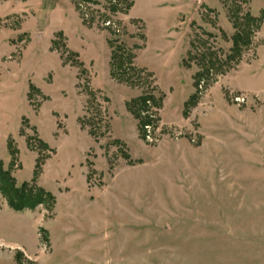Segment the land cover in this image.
<instances>
[{"label":"rangeland","instance_id":"rangeland-1","mask_svg":"<svg viewBox=\"0 0 264 264\" xmlns=\"http://www.w3.org/2000/svg\"><path fill=\"white\" fill-rule=\"evenodd\" d=\"M0 264H264V0H0Z\"/></svg>","mask_w":264,"mask_h":264},{"label":"trees","instance_id":"trees-1","mask_svg":"<svg viewBox=\"0 0 264 264\" xmlns=\"http://www.w3.org/2000/svg\"><path fill=\"white\" fill-rule=\"evenodd\" d=\"M241 35H242V32H238L234 36V46L232 48V53L229 56L231 58L235 57L238 54H241L242 49L240 47V43H241V41L244 40L243 36H241ZM246 43H247V41H246ZM152 98H153L152 96H147V97H143L142 100L147 102L148 100H150ZM41 193H45V192L42 189H39V191H37V193L35 195L25 196V193H23V194L21 193V194H19V198H18V199H20V201H18L16 199H11L10 204H11V206H13L17 209H22L23 207H25L27 205L34 206V205L43 201L41 198L42 197ZM45 194L48 195L49 193L46 192ZM25 198H26V200H24ZM27 199H29V200H27Z\"/></svg>","mask_w":264,"mask_h":264}]
</instances>
